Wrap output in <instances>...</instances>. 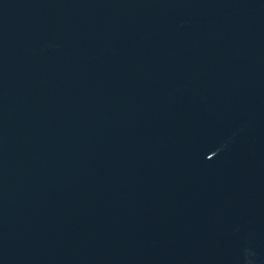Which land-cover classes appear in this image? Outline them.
<instances>
[{"label": "water", "instance_id": "95a60500", "mask_svg": "<svg viewBox=\"0 0 264 264\" xmlns=\"http://www.w3.org/2000/svg\"><path fill=\"white\" fill-rule=\"evenodd\" d=\"M0 264H264V0H0Z\"/></svg>", "mask_w": 264, "mask_h": 264}]
</instances>
